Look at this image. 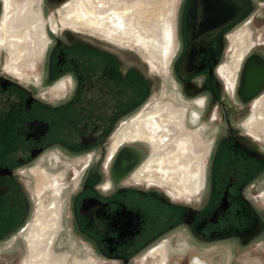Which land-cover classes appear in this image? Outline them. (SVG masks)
Masks as SVG:
<instances>
[{
  "label": "flooded vegetation",
  "instance_id": "1",
  "mask_svg": "<svg viewBox=\"0 0 264 264\" xmlns=\"http://www.w3.org/2000/svg\"><path fill=\"white\" fill-rule=\"evenodd\" d=\"M75 1L30 2L46 45L35 85L21 80L33 74L35 60L19 57V0H0V26L6 24L0 32V241L17 238L27 217L21 177L39 174V191L59 181L56 197L63 185L54 171L74 186L73 228L96 258L75 264H146L147 253L166 264L180 236L207 245L264 225V56L240 31L264 0H184L173 79L199 105L192 122L203 118L215 127L203 180L201 169L198 187L184 192L161 181L154 157L168 154V135L192 132L201 141L199 131L186 128L183 107L147 105L145 79L123 70L103 44L117 34L100 27L98 12L113 2L83 0L87 13L77 18ZM28 228L31 256L19 264L35 260L30 239L36 230ZM191 264L207 263L194 256Z\"/></svg>",
  "mask_w": 264,
  "mask_h": 264
},
{
  "label": "rangeland",
  "instance_id": "2",
  "mask_svg": "<svg viewBox=\"0 0 264 264\" xmlns=\"http://www.w3.org/2000/svg\"><path fill=\"white\" fill-rule=\"evenodd\" d=\"M115 1L117 2L115 5L117 12L120 15V27L122 28L119 27L117 30L115 41L104 40L102 42L110 49V52L116 57L123 70L136 72L145 79L147 86L145 102L147 105L161 101L185 109L183 120L186 128L188 130H198V137L202 142L192 132L172 133L168 135V142L170 139L189 137L187 139L192 143L191 151L187 152L186 157H180L179 162H185L189 159L190 169L198 171V185L201 169L203 180L209 149L215 139V127L203 118H200L201 120L197 119L195 123L192 122L191 112L199 113V105L193 100L187 99L173 79L172 64L178 47V33L184 0ZM30 2L31 0H19L17 44L21 61L35 60L33 74L23 76L24 79L21 80L26 82L30 80L35 85H39L44 69L46 45L43 49L42 21L38 15L37 6H35L36 8L33 7L32 10ZM21 14L25 16L21 18ZM251 19L252 14L245 20L240 30L241 34L246 33L247 41H250L251 38L259 43L255 48L264 56V4H259L257 18L252 21ZM36 20L39 23L37 25H35ZM35 29H39L41 32L40 40L38 38L39 35L37 36L38 39H36V35L33 34ZM171 40L172 43L169 45ZM238 45L239 43H236V46ZM33 46L36 47L35 51L37 52L29 56L28 53ZM39 54L40 56H38ZM166 60L167 67H165ZM7 63H9V59ZM165 145L167 144H163V146ZM167 147L169 149L168 154L176 153L173 150L174 145L172 143H168ZM156 150L160 152L159 148H156ZM149 156L147 154L144 162ZM68 162L72 163L74 161L69 159ZM142 165L143 163L138 167V170ZM69 167L70 165L68 164V170ZM52 174H61L63 185L59 195L56 197L52 191L56 187H61L59 186V181L53 182V186L50 188L39 191L38 188H40L41 183L39 174L21 177L26 184L23 188L27 195L28 213L19 229L20 233L17 238L0 241V264H19L22 259H29L31 254L27 251L24 233L27 232L28 227L29 231L33 224L36 232L39 233V238L41 236L37 252L41 254L43 250H46L45 259L48 262L47 264H55V261H57L56 264H75V260L86 258H91L95 262L96 258L89 252L88 245L81 240L73 228L70 195L74 186H66L69 180L63 181L62 172L54 171ZM166 183L175 185L173 187L179 192L192 191L193 189L190 183H187L186 186L170 181ZM197 185L196 187H198ZM200 192L189 199L197 200ZM262 224L256 229L257 231L255 230L242 238L213 242L207 245H192L183 236H180L179 242L169 249L167 257L170 260L168 263L165 261V263L191 264V259L197 256L207 264H264V225ZM40 256L37 254V260H39ZM146 256L148 258L146 264L156 263V259L150 258L148 253ZM189 256H191L190 259Z\"/></svg>",
  "mask_w": 264,
  "mask_h": 264
},
{
  "label": "bare ground",
  "instance_id": "3",
  "mask_svg": "<svg viewBox=\"0 0 264 264\" xmlns=\"http://www.w3.org/2000/svg\"><path fill=\"white\" fill-rule=\"evenodd\" d=\"M82 1L83 0H76L73 3V5H72V8L73 9H72L71 12L77 18H82L87 13V11H85L82 8V6H81ZM114 1L115 0H97V5L98 4H107L109 2H113V4L110 5V7L108 9L101 10V11L98 12V14L100 15L99 16V19H98V23H99L100 27H102V25L104 24L105 25L104 27L107 28V29H109V32L110 33L113 32V33L117 34V30L119 29V27L121 25V22H120V15L117 12V9H116V6H115L117 2L114 5ZM123 10H121V11H123ZM11 12L12 11H10V16H9V19H8L9 20V24H12V22H13V15H12ZM89 13L91 15H95V12L94 11H91L90 10ZM24 16H25L24 14H21L20 15L21 18H23ZM38 20H39V18H38ZM37 24H39V23H37V20H36L35 21V25H37ZM107 24H110L111 26L107 27ZM5 26H6V24H4V23L1 24V26H0V32H2V31L4 32L6 30ZM35 28H37V27H35ZM120 28H122V27H120ZM10 32L12 33V31H10ZM168 32H169V29H168ZM33 34L36 35V39H38L40 37V35H41V32H40L39 29H35V31L33 32ZM11 36H13V35H11ZM37 36H38V38H37ZM39 40H40V38H39ZM137 40H138V38H137ZM238 41H239V38H238ZM12 42L15 43L14 41H12ZM171 43H172V40L169 42V45ZM35 50H36V47L33 46L32 50L28 53V55L29 56L32 55V54L34 55L37 52ZM19 57L21 58L20 55H19ZM161 60H163V59H161ZM160 62H162V61H160ZM166 64H167V60L165 61V66H166ZM163 67H164V64H163ZM262 119L264 121V118H262ZM151 128H153V127H151ZM149 140L152 143H155L156 142V139H155L154 136H149ZM171 143L174 145V149L173 150L176 151L175 154L169 153L168 156L166 154H164L162 157H159V158L154 157V160L156 161V165H155L156 166V171H155L156 175H158L161 178V181H163L165 183L170 181V182H173V183H176V184H178V183L179 184H182L183 186H186L187 183H190V185L193 187V189H195L196 188V185L198 183V179H199L198 178V175H199L198 174V171L197 170H191L190 169L189 164H188V162H190L189 159H187L185 162H181V161L179 162L180 157H186L187 152L191 151L192 143L187 138H176V139H172L171 140ZM40 238H41V236H40ZM40 238H39V233L34 232L32 234L31 239H30V242H31V252L33 254V257L36 258L37 254H38V256H40L42 254V256H40L38 258L39 260H37V258H36V260H32L34 262L33 264H47L48 263V262H46V259H45L46 258V254H47L46 253V250H43V252H41V254H39L37 252L38 245L40 243ZM36 252H37V254H36ZM56 262L57 261H55V264H56Z\"/></svg>",
  "mask_w": 264,
  "mask_h": 264
}]
</instances>
